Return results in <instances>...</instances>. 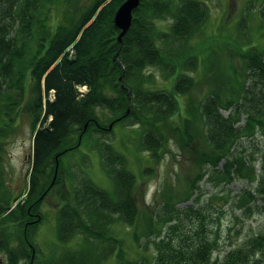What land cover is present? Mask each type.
Instances as JSON below:
<instances>
[{"label":"trees","instance_id":"trees-1","mask_svg":"<svg viewBox=\"0 0 264 264\" xmlns=\"http://www.w3.org/2000/svg\"><path fill=\"white\" fill-rule=\"evenodd\" d=\"M123 1L90 0L80 7L76 0H0V146L14 130L17 111L29 117L32 128L24 192L12 197L2 186L0 163V252L7 264H105L121 248L113 227L125 225L151 252L120 264L264 263V227L214 255L219 236L212 200L221 196L212 194L195 208L177 205L199 189L204 177L214 185L237 177L255 186L232 197L231 207L241 209L242 216L264 211L256 203V198L264 201V146L255 150L261 154L259 170L241 151L258 135L264 144V49L242 39L239 81L230 95L213 87L196 99L191 91L197 81L189 72L198 58L188 40L202 32L205 1L140 0L118 40L113 14ZM259 14L264 21V0ZM167 19L162 29L158 22ZM149 68L160 70L169 85H159ZM81 85L87 88L83 94L77 89ZM179 97L187 108L182 122L174 124ZM115 124L139 127V149L151 161L169 141L184 147L198 140L204 147L182 197L172 201L168 190L161 191V203L144 216V227L136 224L135 176L108 137ZM81 147L97 154L110 190L96 186L83 171L76 176L78 164L66 163V155L86 157ZM62 169L70 192L57 211L55 236L59 245L71 242L75 248L43 258L33 243L39 203L60 183ZM148 172L143 166L141 173Z\"/></svg>","mask_w":264,"mask_h":264},{"label":"rangeland","instance_id":"rangeland-1","mask_svg":"<svg viewBox=\"0 0 264 264\" xmlns=\"http://www.w3.org/2000/svg\"><path fill=\"white\" fill-rule=\"evenodd\" d=\"M76 1L77 6L80 7L90 2V0ZM204 1L208 7V17L203 24L202 32L193 35L188 40L192 48L190 53L195 54L198 58L195 70L189 72L197 81V85L191 91V95L196 99L201 98L213 87L222 90L221 93L224 95H230V91L239 81L238 72L241 65L237 53L238 44L242 42V39H246L248 40H245L246 42H251L264 49V21L261 20L259 14L263 0ZM56 9L60 8L56 6ZM55 12V8H53L51 11L52 21L58 19ZM240 22L243 24L242 28L239 25ZM167 23L168 19L158 22L162 29L166 28ZM173 45L175 46V44ZM66 52L68 56L73 53L69 48ZM148 71L152 72L154 77L157 78L159 85H169V82L166 83L162 78L160 70L149 68ZM214 79H216L215 83ZM77 89L80 94L87 90L85 85L78 86ZM49 94L50 98L52 93ZM178 102V110L173 116L174 124L182 122L187 108L184 97H179ZM13 126V132L5 135L0 146L2 186L10 192L12 197L24 192L28 187L32 149L30 119L22 113V110L17 111ZM111 127L112 130L108 134L111 144L116 150L125 155L127 167L135 176V197L138 207V221L136 224L138 223L144 227L146 226L144 225V216H147V213L152 212L161 203V191L168 190L167 192L170 193L172 201H176L188 189L198 170L199 152L204 147L198 140H193L184 147L181 143L169 141L157 160L151 161L148 154L139 149L141 135L139 127L116 124ZM261 142H263V138L258 135L254 141L244 142V150H241L246 160L254 164L256 170H259L261 154L255 150L264 146ZM79 151V153L86 154L83 160L80 159L78 153L64 157L67 160L66 163L74 162L78 164V168H72L76 176H82L80 171H83L96 186L104 190H110L111 182L105 175L97 154L87 151L83 147ZM221 163L219 168H221ZM143 166H149L150 173H141ZM64 170L62 169L60 172V183L50 187L39 203L41 221L34 233L33 243L38 251V256H43V258H51L65 247L75 248L74 243L71 242L62 246L59 245L55 236L57 211L69 198L70 192V180ZM198 186L199 189L188 200L181 201L177 205L182 207L192 204L195 208L204 203L212 194L221 196L212 200L214 202V205H212L214 206L212 211L213 221L217 224L216 230L219 236V248L214 252L215 256H221L231 245L239 242L242 236L263 229L264 211L242 216L240 214L241 209L232 208L235 206H232L231 203L232 197L236 194L246 189L252 190L255 181L236 177L230 183L224 184L221 182L214 185L204 177L198 183ZM256 203L264 206V201L260 198H256ZM131 230L125 225L113 227L115 235L121 240V248L115 250L112 257L105 264H120L122 261L130 260L147 251L151 252L148 243V245L143 246L142 237L138 242L139 244L136 243L137 237L132 235ZM0 264H7L6 257L2 252H0ZM19 264H24V262Z\"/></svg>","mask_w":264,"mask_h":264},{"label":"water","instance_id":"water-1","mask_svg":"<svg viewBox=\"0 0 264 264\" xmlns=\"http://www.w3.org/2000/svg\"><path fill=\"white\" fill-rule=\"evenodd\" d=\"M140 0H124L115 10L113 14V24L117 29H119V33L117 39L120 40L121 37L128 30L131 19H132V11L137 7Z\"/></svg>","mask_w":264,"mask_h":264}]
</instances>
